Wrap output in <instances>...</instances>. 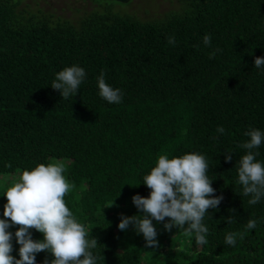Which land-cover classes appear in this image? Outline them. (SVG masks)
Here are the masks:
<instances>
[{
  "label": "trees",
  "instance_id": "1",
  "mask_svg": "<svg viewBox=\"0 0 264 264\" xmlns=\"http://www.w3.org/2000/svg\"><path fill=\"white\" fill-rule=\"evenodd\" d=\"M83 1L94 9L72 20L0 0V176L64 161L76 185L66 204L97 237L100 264H264V201L250 206L236 183L245 133L264 129V73L254 68L264 57V0H177L149 21L132 10L135 3L126 11L134 0ZM72 64L84 67L87 79L74 100L62 99L50 84ZM102 72L122 90L120 104L99 96ZM186 152L207 157L212 186L224 197L205 220L209 243L160 224L161 247L145 248L142 235L118 229L120 214H137L131 198L149 194L140 183L159 155ZM259 152L264 160V146ZM10 186L0 188V215ZM114 198L115 206L105 207ZM229 215L236 216L232 224ZM253 218L256 229L236 246L224 243L227 232H244ZM33 238L42 235L33 230ZM18 247L14 242L13 255ZM46 257L53 259L39 253L37 264Z\"/></svg>",
  "mask_w": 264,
  "mask_h": 264
},
{
  "label": "clouds",
  "instance_id": "2",
  "mask_svg": "<svg viewBox=\"0 0 264 264\" xmlns=\"http://www.w3.org/2000/svg\"><path fill=\"white\" fill-rule=\"evenodd\" d=\"M211 39V35L206 34L203 44L210 46ZM168 43L175 45V37L169 36ZM254 68L264 73V57L254 59ZM87 75L84 67L72 64L56 72L50 86L62 99L74 100ZM97 88L99 96L108 104L122 102V90L107 83L103 72L97 77ZM217 132L222 135L226 129L218 126ZM245 135L248 139L240 147L246 154L239 159L236 183L242 186V195L249 197L247 203L254 206L264 201V160L257 158L259 149L264 146V129L250 128ZM224 159L232 161L233 153L226 151ZM209 171V161L200 152L159 155L140 183L150 189L149 194L132 196L137 214L121 213L118 229L127 232L131 228L136 235H142L144 247L153 250L161 247L158 239L160 224L168 232L173 228L183 230L186 236L194 237L197 245H207L210 229L206 217L219 211L224 200L223 195H216ZM65 173L64 161L40 163L23 170L19 179L4 192L2 196L6 197V203L0 215V264H37V255L41 252L53 257L51 260L46 257L43 264H100L96 252L100 245L97 237L66 204L65 196L76 185ZM115 198L105 207L115 206ZM235 211L229 209L230 213ZM235 218V215L224 217L227 224L234 223ZM257 227L258 219H249L244 232H227L224 243L236 246L244 233ZM33 230L42 238L34 239ZM14 242L19 245L17 255L12 254Z\"/></svg>",
  "mask_w": 264,
  "mask_h": 264
},
{
  "label": "rangeland",
  "instance_id": "3",
  "mask_svg": "<svg viewBox=\"0 0 264 264\" xmlns=\"http://www.w3.org/2000/svg\"><path fill=\"white\" fill-rule=\"evenodd\" d=\"M24 6L30 7L31 10H43L46 13L53 14L57 17L77 20L84 16L86 12L94 9L91 1L83 0H23ZM135 5H132L134 4ZM177 0H134L126 11L135 9L137 16L142 20H157L165 16L169 11L175 8ZM132 5V6H131ZM20 174H11L0 176V188L7 184L11 185L19 179Z\"/></svg>",
  "mask_w": 264,
  "mask_h": 264
},
{
  "label": "water",
  "instance_id": "4",
  "mask_svg": "<svg viewBox=\"0 0 264 264\" xmlns=\"http://www.w3.org/2000/svg\"><path fill=\"white\" fill-rule=\"evenodd\" d=\"M110 1H115V2L122 3V4H128L131 0H110Z\"/></svg>",
  "mask_w": 264,
  "mask_h": 264
}]
</instances>
